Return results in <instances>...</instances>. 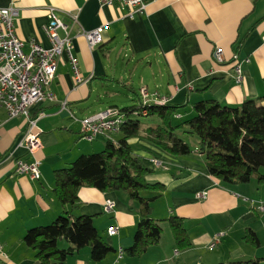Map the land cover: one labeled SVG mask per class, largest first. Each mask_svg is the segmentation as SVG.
I'll return each instance as SVG.
<instances>
[{"label": "crops", "instance_id": "crops-1", "mask_svg": "<svg viewBox=\"0 0 264 264\" xmlns=\"http://www.w3.org/2000/svg\"><path fill=\"white\" fill-rule=\"evenodd\" d=\"M148 2L143 14L131 18L127 7L102 6L99 0H0V9L15 3L19 10L16 34L25 41L26 53L31 39L46 49L51 46L44 32L49 6L60 11L68 26L73 25L69 13H77L73 36L105 28L104 42L94 50L84 38L74 39L83 83L76 82L64 56L51 86L57 101L31 108V117L38 121L34 133L41 140L35 155L18 146L28 128L26 119H10L0 110V246L4 253L0 264H39L36 252L25 244V236L31 229L52 224L66 212L74 218L92 217L100 236L114 252L102 262H94L91 248L86 247L63 264H227L257 259L264 264V213L246 201L264 203V182L259 183L255 177L247 185H227L212 178L205 156L198 151V139L183 131L179 136L188 144L194 142L189 144L194 147L190 156L174 157L163 152L145 133L129 141L144 167L153 171L147 180L166 187L152 204L151 213L163 228L160 243L141 258L125 253L117 262L119 250L125 252L134 244L142 219L139 206L131 207L126 194L84 187L79 191L80 206L74 210L62 207L54 194L55 171L70 167L83 155L104 151L109 140H120L121 132L84 142L78 120L110 107H130L119 106L118 94L123 91L130 95L123 93L122 99L134 101V106L139 104L141 89L147 88L151 95L168 98V105L184 107L175 117L177 123L193 118V106L204 100H216L227 107H240L249 100L264 104V0ZM217 47L223 48L226 58L221 66L213 61ZM245 60L243 83L237 84L234 66ZM146 119L151 120L146 126L160 123L157 118ZM18 159L26 163L39 161L41 179L32 181L27 175L17 174ZM154 159L163 160L166 167H155ZM260 174L264 176V169ZM203 192L208 194L206 199L198 196ZM111 200L116 208L108 214L104 205ZM172 217L184 219L192 241L189 249L176 248L168 223ZM114 226L119 231L111 236L108 230ZM250 230L259 238L258 248L243 241ZM222 232L226 236L210 250L213 238ZM58 246L64 250L71 245L62 239Z\"/></svg>", "mask_w": 264, "mask_h": 264}, {"label": "trees", "instance_id": "trees-1", "mask_svg": "<svg viewBox=\"0 0 264 264\" xmlns=\"http://www.w3.org/2000/svg\"><path fill=\"white\" fill-rule=\"evenodd\" d=\"M264 101V97L262 98ZM184 107L165 105L148 107L145 118H157L155 126H143L139 117L130 118L121 130L122 137L115 143L107 142L100 153L83 155L70 167L57 170L54 194L62 207L72 210L80 206V189L93 188L102 193H123L128 196L131 207L139 206L142 219L138 224L134 244L125 251L126 255L141 258L148 250L160 243L163 228L151 218L152 204L166 192L165 185L147 180L153 172L144 167L141 158L134 154L129 144L131 139L143 133L147 139L163 152L174 157L190 156L191 146L179 132L198 139V151L205 156L209 175L227 185H247L257 177L264 182L260 171L264 169V104L249 100L240 107L222 106L216 100H204L193 106L194 117L180 123L175 122L178 111ZM122 109V108H120ZM139 104L122 110L132 116ZM145 193L153 194L144 197ZM176 248L186 250L192 241L179 217L168 220ZM65 239L67 249L58 243ZM252 248L260 241L253 231L243 239ZM25 244L36 252L39 264H63L69 256L80 250L91 248V259L102 262L114 250L100 236L92 217H76L66 212L52 224L31 229L24 239ZM257 259L248 262L227 264H261Z\"/></svg>", "mask_w": 264, "mask_h": 264}, {"label": "built area", "instance_id": "built-area-1", "mask_svg": "<svg viewBox=\"0 0 264 264\" xmlns=\"http://www.w3.org/2000/svg\"><path fill=\"white\" fill-rule=\"evenodd\" d=\"M99 1L102 6L120 4L127 7L130 9L129 16L131 18L143 14L149 4L148 0ZM46 12L48 23L44 27V32L51 46L46 49L36 39H31L30 51L26 53L25 41L16 34V21L19 17L16 4L0 9V110H4L10 119L21 117L26 119L28 128L18 146L27 149L30 155H35L41 148L40 136L34 133L38 121L31 117L30 110L40 103H55L57 101L51 86L56 79L59 63L64 56L68 58L76 82L83 83L79 73L78 60L74 54L75 37L84 38L90 50H94L104 42V27L93 31H80L76 36L72 35L73 27L78 22L77 13H69L73 25L68 26L60 17V11L56 7H46ZM213 61L218 66L226 63L223 48H215ZM247 62L248 60L240 61L234 66V79L237 84L243 83V64ZM168 103V98L161 97L159 94L151 95L147 88H142L139 96V109L132 111L131 117L120 108L110 107L78 120L81 126V139L84 142L92 143L100 136L120 133L122 128L129 123L130 118L147 116L150 105L165 106ZM65 107L66 104H64ZM153 164L161 169L166 167L165 162L160 159H154ZM40 166L39 161L26 163L18 159L15 172L27 175L32 181H38L41 179ZM198 196L201 199H206L207 193L203 192ZM246 201L257 211L264 213L263 202ZM115 208L116 205L113 201H107L104 205V211L108 214L113 213ZM118 231L117 226L108 230L111 236L117 235ZM225 236L224 232L217 234L210 243L209 249H215ZM124 255V250H119L117 262L121 261ZM3 256L4 253L0 246V257Z\"/></svg>", "mask_w": 264, "mask_h": 264}, {"label": "rangeland", "instance_id": "rangeland-1", "mask_svg": "<svg viewBox=\"0 0 264 264\" xmlns=\"http://www.w3.org/2000/svg\"><path fill=\"white\" fill-rule=\"evenodd\" d=\"M123 93L126 94V95H128V96L130 95L129 93H126L125 91H123ZM123 93H121V95L118 94V96L120 98L119 100H121L120 101L121 102V105H119V106H122V107H127V106H130L131 107V106H134V104H135L134 101L129 102L128 100L122 99L123 96H124ZM134 98L135 97L132 96V99H134ZM108 102H110V101H108ZM138 119L140 120V122L142 123L143 126H146L147 124H150L149 122H151L150 119H146L145 117H139ZM181 135H183V134H181ZM195 139H197V138L195 137ZM190 142L191 143H189V144H192L193 141L191 140ZM193 144H194V142H193ZM192 148H194V147L192 146Z\"/></svg>", "mask_w": 264, "mask_h": 264}, {"label": "bare ground", "instance_id": "bare-ground-1", "mask_svg": "<svg viewBox=\"0 0 264 264\" xmlns=\"http://www.w3.org/2000/svg\"><path fill=\"white\" fill-rule=\"evenodd\" d=\"M32 163V162H31ZM208 195V194H207ZM112 201V200H111ZM133 246V245H132Z\"/></svg>", "mask_w": 264, "mask_h": 264}]
</instances>
